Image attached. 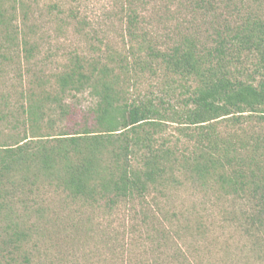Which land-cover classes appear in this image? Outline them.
Here are the masks:
<instances>
[{
	"label": "trees",
	"instance_id": "1",
	"mask_svg": "<svg viewBox=\"0 0 264 264\" xmlns=\"http://www.w3.org/2000/svg\"><path fill=\"white\" fill-rule=\"evenodd\" d=\"M17 1L0 4L15 8ZM220 1L227 9L243 4L192 0V5L215 10ZM5 14L0 11V24L13 41L19 27L2 21ZM137 19L134 13L130 21ZM222 26L215 27L211 45L185 33L162 50L142 37L139 48L147 55L142 62L156 63L181 79L162 96H129L128 89L103 82L98 100L79 113L69 95L96 75L81 68L56 74L53 82L33 77L27 90L22 83L15 106L4 96L0 120L16 132L12 143L0 142V221L6 224L0 233V264L61 263L29 246L31 225L25 229L13 220L8 187H27L38 195L58 188L107 214L127 208L131 229L148 243L138 254L136 242L123 238L122 248L128 245L130 251L123 256L127 264H193L183 246L173 250L188 226L157 209L171 188L187 182L217 198L246 201L247 222L264 241V18L248 15ZM100 71L109 74L106 63ZM20 76L22 81V70ZM99 226L91 237L99 234ZM85 227L84 222L73 225Z\"/></svg>",
	"mask_w": 264,
	"mask_h": 264
},
{
	"label": "rangeland",
	"instance_id": "2",
	"mask_svg": "<svg viewBox=\"0 0 264 264\" xmlns=\"http://www.w3.org/2000/svg\"><path fill=\"white\" fill-rule=\"evenodd\" d=\"M240 1L243 4L234 9H227L220 1L215 10H196L192 0H18L15 8L0 4V11H6L1 20L19 27L10 41L5 25L0 24V107L4 109L5 95L15 106L21 84L29 89L33 77L53 82L56 74L77 68L96 74L85 79L80 91L69 95L70 102L80 107L79 113L98 100L103 82L128 89L129 96L151 92L162 96L163 90L178 86L181 79L156 63L150 66L142 62L147 60L146 52L139 48L142 37L148 36L162 50L185 33L211 45L215 27L227 22L236 25L248 15L264 18V0ZM187 4L188 11H181ZM134 13L138 19L132 22ZM105 63L107 75L100 71ZM248 65L254 67L252 62ZM15 132L0 120V142L12 143ZM8 191L7 201L16 210L13 220L25 229L31 225L29 246H37L60 264H127L123 256L130 251L128 245L122 248L124 242H136L138 254L148 244L131 229L132 215L123 206L107 214L98 205L69 199L58 188L46 189L40 195L27 187H8ZM162 200L157 209L168 211L175 222L188 226L173 250L183 246L193 264H264V241L257 228L248 224V203L243 199L217 198L187 182L171 188ZM3 220L0 233L6 229ZM78 222L89 228H73ZM99 224V234L91 237ZM111 234L118 236V241Z\"/></svg>",
	"mask_w": 264,
	"mask_h": 264
}]
</instances>
